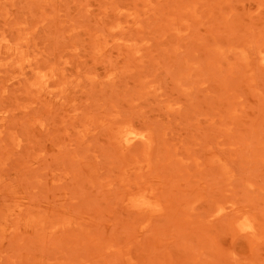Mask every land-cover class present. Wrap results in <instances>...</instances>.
Wrapping results in <instances>:
<instances>
[{
  "label": "rangeland",
  "instance_id": "obj_1",
  "mask_svg": "<svg viewBox=\"0 0 264 264\" xmlns=\"http://www.w3.org/2000/svg\"><path fill=\"white\" fill-rule=\"evenodd\" d=\"M0 264H264V0H0Z\"/></svg>",
  "mask_w": 264,
  "mask_h": 264
}]
</instances>
